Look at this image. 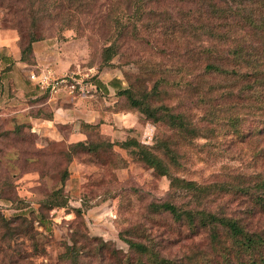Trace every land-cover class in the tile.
I'll return each instance as SVG.
<instances>
[{"label": "rangeland", "instance_id": "1", "mask_svg": "<svg viewBox=\"0 0 264 264\" xmlns=\"http://www.w3.org/2000/svg\"><path fill=\"white\" fill-rule=\"evenodd\" d=\"M83 1L79 5L73 0H0V31H7L10 37L17 38L13 26L18 24L22 32L21 37L18 36L22 38L21 44L26 42L29 32L46 40L65 43L63 54L69 57L59 60L55 70L62 72L58 76L74 77L79 86L71 85L69 79L68 86L53 96L63 98L64 106L68 100H76L79 104L82 97L95 94L96 101L107 112L111 106L122 109L123 98L116 99L113 105H104L111 99L106 95L107 91H96L95 80L105 89L106 86L113 89L114 80H118L122 87L133 84L135 88L148 91L157 76L163 74L161 71L167 68L170 82L183 84L172 86L166 95L151 98V104L163 103L182 112L196 126V136L181 138L164 125L159 124L160 127L155 129L149 120L141 117L136 118L131 130L124 127L128 124L127 117L113 120L109 115L100 132L114 140L133 135L148 144L155 138L165 139L181 154L183 167L175 169V175L199 184L216 183L229 191H212L200 200L187 193L173 194L167 177L151 171L118 147L115 151L119 161L113 152L102 148L97 155L77 154L67 164L59 152L65 148L68 134L76 131L75 120L74 126L66 123L68 125L58 128L49 127L51 132L45 128L39 132L33 129L35 123L25 122L24 117H35L37 109L42 115L49 112V105H39L45 98L32 101L30 108L18 113L14 105L6 106L0 108V218L8 220V227H3L0 220V264H123V256L128 251L124 238L149 243L160 256L179 264H205L202 258L210 252L206 230L188 234L185 227L177 226L166 213L150 207V204L163 201L198 209L205 207L239 217L251 229L264 230V214L251 211V201L243 194L233 192L237 191L235 186L251 183L256 174L264 176V133L256 136L250 133L253 132L250 111L249 117L240 121L245 133L240 137L223 115L218 123L209 119L206 113L211 107L219 115V106H214L219 101L207 102L205 98L217 95L221 82L216 78L199 82L200 90L207 84L217 89V93L199 95L202 100L198 98V86L191 89L186 84L188 74L197 69L189 60L191 36L185 31L182 38H163L161 22L153 24L155 19L150 13L142 19L137 37H121L117 54L111 57L109 64H104L101 49L112 40L111 19L118 7L126 6L130 10L127 6L132 0ZM247 1L250 0H243ZM253 1L256 2L254 7L262 3L260 8L264 16V0ZM147 7L156 10L157 14L167 15L171 24L180 23L183 27L190 25L191 15L196 18L195 22L203 18L195 11L198 8L195 3L184 0H151L145 4ZM235 20L232 18V23L224 25H234ZM225 26L219 21V36ZM240 34L259 53V39L254 31L244 27ZM204 38L201 36V41ZM165 47L168 50L161 51ZM39 69L24 67L22 74L27 76L28 70ZM6 81L5 86L9 89L10 81ZM221 98L232 113L246 109L238 107L243 102L235 92ZM211 102L213 106L209 107ZM58 114L62 115V112L59 110ZM43 129L46 135L40 134L44 133ZM90 133L92 139L98 138L94 131L90 130ZM155 152L161 155L159 150L155 149ZM65 167L68 176L63 182V194L67 204L63 208L45 209L40 203L60 184V170ZM16 215L29 221L27 231L11 230L15 226L11 219ZM99 240L105 246L100 247V255H97L93 249ZM72 245L82 252L77 261L70 250ZM111 249L116 251L114 255L110 254ZM219 264H222L221 257Z\"/></svg>", "mask_w": 264, "mask_h": 264}, {"label": "trees", "instance_id": "2", "mask_svg": "<svg viewBox=\"0 0 264 264\" xmlns=\"http://www.w3.org/2000/svg\"><path fill=\"white\" fill-rule=\"evenodd\" d=\"M73 1L81 5L80 3L83 0ZM84 1L83 3H87ZM150 1L132 0L127 6L130 10L126 6L118 7L110 23V37L112 40H108L107 44L101 49L102 62L109 64L111 57L117 54L119 43L121 44V40H119L121 37L130 35L136 38L138 27L142 25V19H146L145 16L148 17V14L151 13L155 19L153 24L161 22L159 27L163 31V38H182L181 34L185 33V31L191 36L190 50L188 48V51H190L189 60L191 64H196L197 69L196 72L188 74L189 78L186 80V84L191 86V89L198 86L197 93L200 100L203 98L199 95L204 97V94L208 92L212 93V91H215L213 93H217V89L207 84V86H201L204 90H200L199 82L212 78H216L218 82H221L219 93L214 95L217 98L214 96L213 98L208 96L205 98L207 102L219 101V103L214 104V106H219V115L216 113L215 108L211 107L206 113L209 119L218 123L223 115L222 118H225L227 122L229 121V124L234 127L240 137L245 134L241 128L242 124L240 121H243L250 111V117L253 118V132L251 130L250 133L255 136L262 135L264 133V16L260 8L262 3L260 2V6L256 5L254 7L256 2L253 0L247 2H243V0H184L185 2L196 4L198 8L195 11L203 15V22H195L196 18L191 15L192 19L188 20L190 25L183 27L180 23L171 24L169 17L164 13L157 14L155 13L156 10L152 9L151 11L149 7L145 8V4ZM82 8H84V5ZM231 17L236 19L234 25L226 24L225 26V23H232ZM219 21L226 28L220 36ZM244 27L245 29L247 27L250 28L257 35L259 39L257 41L258 47H260L259 53L255 51V47L251 46V42L243 38V34H240ZM13 28L17 31L18 36L21 37L20 25L16 24ZM28 35L24 44L20 43L22 38L17 36L18 60L33 66L35 65V60L32 53V43L45 40V38H40L33 32H29ZM203 35L205 38L201 41L200 37ZM177 42L174 43L176 44ZM219 46L224 48H219ZM167 50V47L161 49V51ZM9 60L10 63L2 67L1 72H7L10 69L12 62L10 58ZM106 66L113 67L110 65ZM161 72L163 74L157 76L148 91L135 88L133 84L122 87L121 82L114 80V93L110 97L123 98L124 107L122 109L125 112L135 114L137 119L141 117L149 120L155 129H158L160 127L159 124H161L174 130L181 138H187L188 135L191 137L196 136V126L182 112L174 111L171 106L163 103L151 104V98H159L161 94L166 95L172 86L183 84L180 81L171 83L167 77V72H170L167 68H164ZM64 76L67 77L68 75ZM94 83L98 86L96 80ZM232 92H235V95L240 97L243 102L238 107L242 106L246 108L245 110L238 109L237 112L233 113L228 110L221 97L225 98ZM46 97H48V93L42 92L36 98L30 99V102ZM212 102L210 104L207 103L209 107L213 106ZM38 114L46 119L51 118L50 111L42 115L40 110L37 109L34 115L39 116ZM101 122L102 117H99V120L93 123L82 120L77 122V128L79 132L84 134V138L67 143L65 148L59 152L65 157L67 164L77 154L97 155V152L102 148L113 152L117 156L115 147H118L132 158L138 159L151 171L167 177L173 194L187 193L191 198L200 200L212 191H229L227 187L223 188L216 183L199 184L175 175V169H182L183 167L180 162L181 154L171 148L167 140L155 138L152 144H148L138 140L133 135H127L123 139H109L100 132L99 124ZM65 125L68 124L56 123L55 127L58 128ZM90 130L94 131L98 138L92 139ZM207 130L210 132L211 129L208 128ZM155 149L159 150L161 155L157 154ZM116 158L119 161L118 156ZM67 176L68 169L65 167L60 170V184L50 191L46 198L41 201L40 206H44L45 209L63 208L66 206L67 200L63 194V182ZM234 189L237 191L233 192H239L251 201V211H258L264 214L263 175L256 174L251 179V183L235 186ZM150 207L154 211L166 213L177 226L185 227L188 234L195 233L199 229L206 230L210 252L202 258L205 260V264H219V257H221L222 264H264V230L258 231L249 228L248 224L241 218L220 214L205 207L199 209L190 206L185 207L169 201L150 204ZM76 211L78 212L79 209H76ZM0 220L2 226L7 228L8 220L2 217ZM11 220L15 222L14 228L11 229L12 231L17 229L27 231L29 221L24 216L16 215ZM124 239L128 251L123 256V264H179L175 260L160 256L158 251L149 243L130 238ZM103 246L105 244L99 240L95 244L93 252H97V255H100V247L102 248ZM70 250L73 252V258L76 261L79 260L78 257L81 256L82 252L74 248V245L70 247ZM109 251L112 255L116 252L112 249ZM202 264L204 263L202 262Z\"/></svg>", "mask_w": 264, "mask_h": 264}, {"label": "crops", "instance_id": "3", "mask_svg": "<svg viewBox=\"0 0 264 264\" xmlns=\"http://www.w3.org/2000/svg\"><path fill=\"white\" fill-rule=\"evenodd\" d=\"M64 50V51H63ZM66 51L65 43L51 40H40L32 43V53L35 60V65L33 67H40V69H49L56 75H62L60 70L57 72L55 67L60 64L59 60L62 61L64 59H68L69 55H64L63 53ZM67 53V52H66ZM11 66L7 72L0 71V108L3 107H11L13 106L16 110L15 112L26 111L30 108L31 102L30 99L36 98L38 95L42 94L32 83L27 80V76L22 74V68L28 67L24 62L18 60L19 58V49L17 46V38L10 37L9 32L1 30L0 31V70L2 67L7 66L10 63ZM42 67V68H41ZM32 70H28L30 72ZM27 72V73H28ZM10 81V88L5 86V83ZM97 90L107 91L106 95L109 96L111 101L106 102L104 105H113L118 98H111L110 96L114 93L113 89L106 86V89L103 85L98 83V86H95ZM97 96V95H96ZM95 94H91L89 97H82L79 101V104H76L74 100H68V104L66 106L63 105V98L56 97H47L45 101L40 103L39 105H49L51 118L46 119L39 116L35 117H27L26 120H30L35 123L34 128L40 132L42 128H45L47 132H51L49 127L55 128L56 123L65 124L70 123L74 124L79 120L84 122H97L99 117H102V122L99 124V128L102 129L103 126H106L104 121L106 120V116H111L113 120L119 119L121 116L127 117L128 124L124 127L131 128L132 125L136 122L135 114L131 112H125L123 109H115V106H111L108 108V112L105 108L99 105L97 102ZM121 99V97H119ZM99 99V98H98ZM97 100V101H96ZM100 100V99H99ZM19 102V103H18ZM114 107V108H113ZM62 112V115L58 114ZM25 113V112H24ZM26 116V115H25ZM74 120L76 121L74 123ZM52 129V128H51ZM44 130V129H43ZM41 135H46L45 130L44 133H40ZM84 138V134L79 132L78 128L76 131L72 130L71 133L68 134L67 141L65 143L77 141Z\"/></svg>", "mask_w": 264, "mask_h": 264}, {"label": "built area", "instance_id": "4", "mask_svg": "<svg viewBox=\"0 0 264 264\" xmlns=\"http://www.w3.org/2000/svg\"><path fill=\"white\" fill-rule=\"evenodd\" d=\"M27 79L39 91L47 92L50 97H53L54 95L59 93L58 91H60L62 88H66L68 86L69 79L72 80L71 85L74 86L76 84L79 86L78 80L74 77H65L64 75L58 76L47 68L28 72ZM69 87L71 86L69 85ZM70 91L71 90H69V93Z\"/></svg>", "mask_w": 264, "mask_h": 264}]
</instances>
